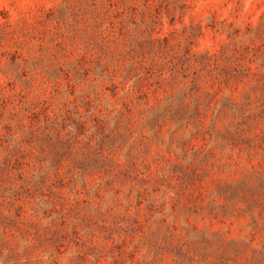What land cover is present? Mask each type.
<instances>
[{"label": "rangeland", "instance_id": "rangeland-1", "mask_svg": "<svg viewBox=\"0 0 264 264\" xmlns=\"http://www.w3.org/2000/svg\"><path fill=\"white\" fill-rule=\"evenodd\" d=\"M0 264H264V0H0Z\"/></svg>", "mask_w": 264, "mask_h": 264}]
</instances>
